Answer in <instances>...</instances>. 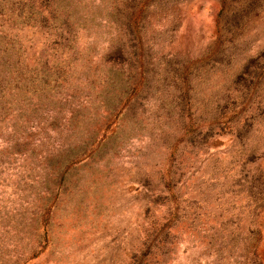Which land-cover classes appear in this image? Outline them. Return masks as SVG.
<instances>
[{
    "label": "rangeland",
    "instance_id": "rangeland-1",
    "mask_svg": "<svg viewBox=\"0 0 264 264\" xmlns=\"http://www.w3.org/2000/svg\"><path fill=\"white\" fill-rule=\"evenodd\" d=\"M220 8L218 0L186 2L168 33L166 21L154 20L157 59L190 51L200 62L216 41ZM93 27L0 15L25 72L60 74L55 107L43 105L38 120L31 109L19 124L18 110L0 120V264H264V118L242 128L241 140V129L232 135L225 123L200 146L181 137L172 156L179 134L155 120L157 95L129 116L127 107L109 114L93 103L88 69L108 64L111 38L124 34ZM235 40L243 57L264 62V9ZM260 96L264 103V89ZM78 107L83 116L73 120Z\"/></svg>",
    "mask_w": 264,
    "mask_h": 264
},
{
    "label": "trees",
    "instance_id": "trees-1",
    "mask_svg": "<svg viewBox=\"0 0 264 264\" xmlns=\"http://www.w3.org/2000/svg\"><path fill=\"white\" fill-rule=\"evenodd\" d=\"M191 1L194 0H0V15H15V20L22 23L47 22L52 17L55 23L62 25L72 20L92 30L96 24L116 25L117 31L124 34L111 38L109 63H98L88 69L95 76L90 90L99 98L93 103L103 104L109 114L117 109L120 114L127 107L129 116L130 112L134 113L136 102L157 95L160 109L155 120L161 125H172L170 129L179 134V138L169 142L173 156L181 137L191 135L193 144L200 140V146L215 128L222 130L225 123L231 125L232 135L237 130L234 126L241 129L235 134L238 140L242 128L255 120L259 124L264 118L260 96L264 89L263 59L243 57V52L237 51L238 41L235 40L244 36L253 16L261 14L264 0H218L221 8L217 38L202 50L200 62L188 51L174 54L164 63L165 59L156 57L158 51L152 46L150 26L160 18L166 21L168 27L164 33H168L169 23L177 26L182 23L180 7ZM38 3L41 6L38 7ZM2 34L0 32V120L5 121L12 110H18L20 116L16 124H19L21 119L25 120L29 109L38 120L44 106L53 108L58 103L52 96L60 74L47 71L50 67L25 72L21 59H12L17 48L15 41H6ZM163 63L165 69L160 72L158 69ZM100 72L103 73L98 76ZM166 81L172 83L170 92L164 89ZM9 95L12 99H8ZM46 98L52 100L45 102ZM78 108L73 109V120L83 116L84 112ZM52 123H59L56 115ZM255 147L250 148L251 158L256 154ZM215 234L212 236L220 235ZM253 240L254 237L250 240V249ZM252 262L261 264L256 259Z\"/></svg>",
    "mask_w": 264,
    "mask_h": 264
}]
</instances>
